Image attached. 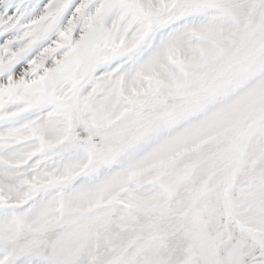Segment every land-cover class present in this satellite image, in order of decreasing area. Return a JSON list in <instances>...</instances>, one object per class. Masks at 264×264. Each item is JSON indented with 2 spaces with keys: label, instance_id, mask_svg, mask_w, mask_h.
Returning <instances> with one entry per match:
<instances>
[{
  "label": "rangeland",
  "instance_id": "obj_1",
  "mask_svg": "<svg viewBox=\"0 0 264 264\" xmlns=\"http://www.w3.org/2000/svg\"><path fill=\"white\" fill-rule=\"evenodd\" d=\"M0 264H264V0H0Z\"/></svg>",
  "mask_w": 264,
  "mask_h": 264
}]
</instances>
